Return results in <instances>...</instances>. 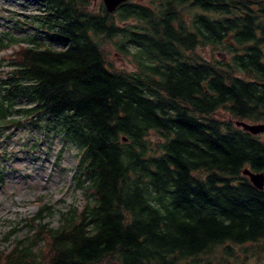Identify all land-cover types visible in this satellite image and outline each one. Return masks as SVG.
Listing matches in <instances>:
<instances>
[{"label":"trees","instance_id":"16d2710c","mask_svg":"<svg viewBox=\"0 0 264 264\" xmlns=\"http://www.w3.org/2000/svg\"><path fill=\"white\" fill-rule=\"evenodd\" d=\"M34 1L46 37L0 40L25 44L0 79V132L26 99L19 113L78 151L85 200L56 228L43 207L0 264H234L233 246L264 247V190L243 174L264 173V141L237 126L264 123V0Z\"/></svg>","mask_w":264,"mask_h":264},{"label":"rangeland","instance_id":"374dc122","mask_svg":"<svg viewBox=\"0 0 264 264\" xmlns=\"http://www.w3.org/2000/svg\"><path fill=\"white\" fill-rule=\"evenodd\" d=\"M101 3L104 4V0H94L91 8L97 11ZM40 7L34 0H0V40L3 37H6V42H9V37L17 41L35 35L46 37L30 25L32 18L41 13ZM22 43L17 42L19 45ZM19 45L12 44L9 49L0 47V79L4 80L11 71L9 61L15 58ZM197 53L209 61L228 60L231 56L223 48L212 47L199 48ZM109 58L116 68L135 71L131 57L117 55L111 49ZM27 105L26 99H17L11 114L20 124H8L0 132V251L9 249L12 241L28 232V221L39 214L43 207L49 209L44 213V223L56 228L60 213L81 207L85 200L74 178L78 151L61 134L48 132L44 123L36 124L19 113ZM260 138L264 141V134ZM11 232L13 235L6 240ZM232 248L234 256L229 262L264 264L262 244ZM216 254L214 261L220 259L222 252Z\"/></svg>","mask_w":264,"mask_h":264},{"label":"water","instance_id":"95a60500","mask_svg":"<svg viewBox=\"0 0 264 264\" xmlns=\"http://www.w3.org/2000/svg\"><path fill=\"white\" fill-rule=\"evenodd\" d=\"M128 0H104L106 10L109 13H115L117 9L122 5L127 3ZM238 127H241L251 133L252 135H259L264 133V123L262 124H249L246 122H238ZM243 174L247 176L253 186L259 190H264V173L263 172H253L250 169H245Z\"/></svg>","mask_w":264,"mask_h":264}]
</instances>
